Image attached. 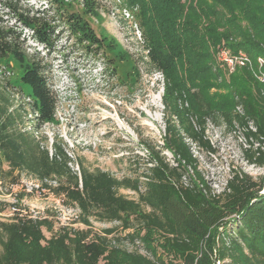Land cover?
<instances>
[{
	"label": "trees",
	"instance_id": "obj_1",
	"mask_svg": "<svg viewBox=\"0 0 264 264\" xmlns=\"http://www.w3.org/2000/svg\"><path fill=\"white\" fill-rule=\"evenodd\" d=\"M52 1L65 7L63 0ZM124 2L135 10L145 52L132 59L128 74L139 77L142 66L163 79V143L158 148L147 144L150 165L142 181L88 169L81 162L72 170L57 139L49 151L46 138L37 133L54 119L57 99L42 56L27 50L22 33L30 31L48 50L60 18L45 16L22 0H0V60L16 62L29 98L15 104L10 82L0 84V183L29 175L62 203L75 206V221L86 227L64 225L53 231L48 216L15 212L0 219V264H213L214 258L220 264H264V177L235 171L214 191L190 145L214 151L207 123L236 125L249 145L247 161L264 164V77L258 79L264 66L257 62L264 59V0ZM81 3L86 12L96 13L94 0ZM63 16L78 40L112 47L80 14ZM220 48L245 53L249 63L236 65L226 76L217 59ZM25 104L37 114L33 120L22 118ZM162 151L170 152L174 163ZM120 189L137 196L130 198ZM92 221L118 222L128 230L125 237L131 243L139 240L146 253L120 246L116 241L121 237L113 234L118 226L92 232Z\"/></svg>",
	"mask_w": 264,
	"mask_h": 264
},
{
	"label": "rangeland",
	"instance_id": "obj_2",
	"mask_svg": "<svg viewBox=\"0 0 264 264\" xmlns=\"http://www.w3.org/2000/svg\"><path fill=\"white\" fill-rule=\"evenodd\" d=\"M22 1L33 10H42L45 16L60 18L56 21L60 27L54 46L48 50L30 37V31L23 29L22 33L29 44L27 50L35 49L42 56L57 99L54 119L41 124L38 136L46 138L44 144L49 151H52L51 143L59 140L71 158L72 170H78L81 162L88 169L100 168L117 177L144 180V172L150 165L147 144L158 148L163 143V79L159 72H149L142 66L139 77L128 74L132 59L145 54L135 10L131 11L124 0H94L95 14L85 11L82 0H63L65 7L59 8L52 0ZM72 12L80 14L96 35L104 37L103 41L112 43V47L78 40L62 19L64 14ZM219 64L226 68L223 63ZM224 72L228 76L231 71L226 68ZM19 76L20 70L12 58L0 60V84L10 82L15 104L29 100L28 88L20 82ZM24 106L22 118L33 120L37 114L28 105ZM25 126L30 128L28 123ZM205 133L214 151L189 143L198 158V170L214 191L221 190L235 171L254 178L264 177V164L258 166L247 161L245 148L249 145L242 129L208 122ZM161 153L174 163L170 152ZM50 183L56 184L55 181ZM120 192L130 198L137 196L128 189H120ZM0 202V219L3 220L19 212L32 217L48 216L53 220V231L64 225L86 228L75 221L78 214L75 206L62 203L61 197L42 189L25 173H21L15 183L9 179L0 183ZM137 225L132 222V226ZM114 226H118V222L92 221L90 228L92 232H101ZM43 231L46 236L50 235L44 228ZM127 232L118 226L113 234L121 239L116 242L128 250L146 253L139 240L131 243L125 237ZM213 264L220 261L214 258Z\"/></svg>",
	"mask_w": 264,
	"mask_h": 264
},
{
	"label": "built area",
	"instance_id": "obj_3",
	"mask_svg": "<svg viewBox=\"0 0 264 264\" xmlns=\"http://www.w3.org/2000/svg\"><path fill=\"white\" fill-rule=\"evenodd\" d=\"M218 60L223 63L229 71H232L236 65H244L249 63V58L243 52L238 54H230L226 49L220 48L217 54ZM258 66H264V59L262 57L257 58ZM261 72V71H260ZM263 73H259L258 79L263 80ZM239 110V108H237ZM264 191V189L262 190ZM14 209V208H13ZM218 260V259H217ZM220 261V260H219Z\"/></svg>",
	"mask_w": 264,
	"mask_h": 264
}]
</instances>
